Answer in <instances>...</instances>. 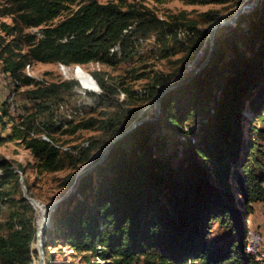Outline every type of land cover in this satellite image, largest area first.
Segmentation results:
<instances>
[{
  "label": "trees",
  "instance_id": "trees-1",
  "mask_svg": "<svg viewBox=\"0 0 264 264\" xmlns=\"http://www.w3.org/2000/svg\"><path fill=\"white\" fill-rule=\"evenodd\" d=\"M67 9L70 13L53 23ZM202 15L210 26L220 17L213 10ZM0 17L11 18L10 24L0 23L1 70L18 78L19 88L32 85L21 101L18 90L23 114L16 115L24 117L19 124H12L8 136L0 131V144L20 141L46 171L55 170L62 157L71 165L85 163L102 148L97 140L86 139L63 150L65 144L53 133L98 127L111 131V140L122 129L109 116H91L74 125L76 118L55 121L54 113L65 103V94L82 90V84L75 78L55 82L36 79L23 73L25 65L128 60L139 38L153 32L165 36L179 20L161 19L149 8L133 3L98 0H0ZM186 26L195 30L194 22H186ZM27 28L37 31L24 32ZM216 31L219 34H214L209 50L206 32L190 37L192 50L207 46L204 66L167 90L156 119L138 124L111 144L103 161L83 176L75 192L51 213L43 232L44 256L48 242L61 239L74 252L96 257L98 261L92 264L251 263L244 251L245 220L253 202L264 203V154L259 153L264 145V0L248 14H240L234 25ZM227 69L231 76L226 78ZM91 76L98 91L87 77L84 82L95 90H85L94 98L89 107L105 103L121 108L124 101L115 98L117 89ZM215 81L218 93L213 107H208L200 128L187 138L184 156L177 165L159 159L156 152L165 146L163 130L179 128L185 136L188 132L183 130V122L210 104ZM157 92L158 88L154 89L152 96ZM79 109L83 119L82 104ZM14 115L4 97L0 102L2 128L13 122ZM40 133L50 141L39 139ZM16 169L32 196L26 167L18 165ZM13 179L18 182V172L10 160L0 156V191ZM5 199L11 212L7 233L0 234V264H32L37 213L23 196ZM213 222H229L231 231L238 232V240L230 238L218 247L208 244Z\"/></svg>",
  "mask_w": 264,
  "mask_h": 264
},
{
  "label": "rangeland",
  "instance_id": "rangeland-1",
  "mask_svg": "<svg viewBox=\"0 0 264 264\" xmlns=\"http://www.w3.org/2000/svg\"><path fill=\"white\" fill-rule=\"evenodd\" d=\"M98 1L101 3L113 1L122 5L133 3L138 6H144L152 10L161 19L179 17V20L176 21V25L171 26L170 29H168L170 33H167L165 36H160V34L153 32L146 38H139L134 45L136 50L128 60H121L114 63L91 61L79 64L83 68V73L78 76L83 82L89 77L87 74L88 72L90 75H93L98 82L104 81L107 86H114L118 91L115 98H119V100H123L124 102L119 109L118 107L110 108L106 106L105 103H98L97 105L95 103L94 106L89 107L94 100L93 96L85 94L83 90H79V88L75 89L71 93L65 94V103L62 104L67 105L69 110H75L77 112L80 110L79 105L82 104V109L84 111L83 119L78 115L75 117L76 119L72 122V125L77 124L81 120H86L91 116L103 119L109 116L118 123L117 126L122 129L121 131L127 129L138 120H143V122L154 121L157 117V113L153 103L155 97L152 96L153 90L156 88L159 90L164 87H172L176 83L188 78L206 59L207 46L192 50L191 41L189 42L190 37L196 36V32L199 34L206 32L207 37L209 35L210 25L204 19L202 15L203 12L213 10L220 14L219 19L230 20L238 7L252 2V0H243L241 3L237 4L238 0H210L206 3H190L186 0ZM71 7L73 9L76 8L74 4ZM253 8L241 14H248ZM69 13L70 9L64 10L59 17L53 20V23H57ZM190 21L195 23V30H189L186 26V22ZM1 22L10 24L11 18L0 17V23ZM35 30L36 29L27 28L24 32H36ZM215 32L214 34H219V31ZM117 49L116 47V50ZM209 49L210 45L208 47V50ZM24 50H26V47H24ZM262 63L264 64V59H262ZM31 69L36 79H43L46 82L73 79L71 77H64L60 72L59 63L56 62H33L31 63ZM230 76L231 70L227 69L226 78ZM213 84L214 93L211 95L210 101H208L210 104H208V106L205 105L196 117L183 122V130H187L188 132L185 136H182L183 134L180 132L179 128L174 129L167 127L163 130V136L165 138L163 143L165 146L163 149L156 152V156L159 159L170 160L171 164L177 165V161L184 156V151L187 147V138L191 137V132L200 128V123L205 119V115L208 114V107H213V101L218 93V81H215ZM31 87L32 85H24L20 88L18 93L20 101L24 97V92ZM3 96L2 85L0 83V102L3 101ZM27 106H30V104ZM60 111L58 110V112L54 113L53 119L55 121L65 120L64 115L61 113L62 111ZM14 117L13 122L6 123L4 128H2L3 125H0L2 136L6 137L11 133L12 124L20 123L21 115L15 114ZM22 117H24V115ZM5 120L10 122L11 119L5 117ZM48 123L49 122L45 125H48ZM47 130L49 129L47 128ZM111 133V131L109 132L104 128L98 129V127H95L93 129H79L72 133L69 131L65 133L55 132L52 135L58 139V142L64 143L65 145L75 144L86 139L90 141L97 140L102 146V148L98 150V152H101L110 141L109 138ZM259 153L261 155L264 154V145H260ZM0 156L10 160L15 170L18 165H24L26 167L25 178L31 186L32 195L30 196L27 193L22 173H18V182H15L13 179L3 186L0 191L5 195L0 197V234L7 233V223L11 212L8 200L5 198H19L22 196V185H24L26 195L38 200V203L41 202L43 207H46L47 204L51 203L63 193L71 182L74 174L84 164L82 163L77 166L71 165L67 158L62 157L59 166L55 170H41L37 165V158H34L30 150L21 144L20 141L16 140H8L0 144ZM251 206V212L245 220L246 229L258 232L261 235L262 241L259 251L255 255H249L251 257L250 264H264V203L253 202ZM35 217L37 224L38 213ZM230 238L237 241L238 232L235 230H233V232L231 231L229 222L223 224L213 222L210 235L207 238V243L218 247L222 246V244ZM34 245L33 248L31 246L33 250L31 254L32 264H34V262L37 263L38 258H40L39 248H35ZM45 253V264L47 261H49L50 264H92L94 261H98L96 257H93L91 254L88 255L87 253V255H84L74 252L70 249L69 245L61 239L49 241ZM136 264L142 263L138 262Z\"/></svg>",
  "mask_w": 264,
  "mask_h": 264
},
{
  "label": "water",
  "instance_id": "water-1",
  "mask_svg": "<svg viewBox=\"0 0 264 264\" xmlns=\"http://www.w3.org/2000/svg\"><path fill=\"white\" fill-rule=\"evenodd\" d=\"M258 0H252L251 3L248 4H243L242 6L238 7L234 14L233 17L230 20H222L219 19L218 21H216L215 23H213L210 26V32L208 35L209 38V45H210V49L213 45V38H214V33L216 31V29L222 27V26H228V25H232L234 24V22L236 21V19L238 18V16L243 13V12H247L248 10L252 9L256 4H257ZM207 58L199 65V67L196 69H200L201 67L204 66V64L207 62ZM172 87H164L163 89H159L157 94L154 97L153 103L154 106L156 107V116L159 114L160 111V99L162 97V95L169 89H171ZM141 122H143V120H138L137 122L131 124V126H129L127 129L119 132L118 134H116L115 136H113L111 138V140L106 144V146L102 149L101 152H97L95 153L87 162H85L82 167L80 169H78V171L74 174L73 180L72 182L68 185V187L63 191V193L61 195H59L57 198H55L51 203L47 204L46 207H44V210H48L47 213V217H46V221L42 224V226L38 229L37 234L41 233L42 229H46L48 227V225L50 224L51 221V213L56 209V207L62 203L63 201H65L72 193L75 192L79 180L87 175L88 173H90L91 171L94 170V168L100 164L104 157L106 156V154L109 151V148L111 146V144H113L117 139H119L121 136H123L124 134L128 133L129 131H131L135 126H137L138 124H140ZM16 172L20 173L18 169L15 170ZM21 181V180H20ZM22 196L24 198H26L29 203L33 206L34 204L37 205L38 200L28 197L26 195V191H25V187L24 185H22ZM43 247H44V242H42L39 239V254H40V258H39V264H44V251H43Z\"/></svg>",
  "mask_w": 264,
  "mask_h": 264
},
{
  "label": "built area",
  "instance_id": "built-area-1",
  "mask_svg": "<svg viewBox=\"0 0 264 264\" xmlns=\"http://www.w3.org/2000/svg\"><path fill=\"white\" fill-rule=\"evenodd\" d=\"M36 29L37 28H32ZM60 66V72L63 74L64 77L66 78H75L80 83L82 84L83 87V92L85 93V90H91L95 91L92 88H89L88 85L81 80V78L78 76L79 74L83 73V68L79 64H73V65H68V64H62L59 63ZM23 73L27 76L34 77V73H32L31 69V64H26ZM87 74L90 77V80L96 85L97 91H98V86L96 82L93 80L92 76L87 72ZM0 83L2 85V91L3 95L6 100V104L8 107V110L11 114H23V110L20 108V104L17 98V92L20 89V80L16 77H11L9 74L5 73L4 71L0 70ZM62 112H61V111ZM59 111L64 115V119H72L77 117L78 115H81V111H71L67 107V105H60ZM39 139L45 140V141H50L49 138L44 134L40 133L37 136ZM70 147L69 145H64L61 147L63 150H68ZM262 238L261 235L256 232L255 230L248 229L246 232V240H245V246H244V251L248 255H255L260 248Z\"/></svg>",
  "mask_w": 264,
  "mask_h": 264
},
{
  "label": "bare ground",
  "instance_id": "bare-ground-1",
  "mask_svg": "<svg viewBox=\"0 0 264 264\" xmlns=\"http://www.w3.org/2000/svg\"><path fill=\"white\" fill-rule=\"evenodd\" d=\"M40 204H41V202L37 203V205L34 204V206H35L34 209L38 213V219H37V224H36V243L34 245L35 248L39 247V239L42 242H44L43 232H44L45 228L42 229L41 233L37 234V232H38V229L42 226V224L46 221V217H47V213H48V210L45 211L43 205L42 204L40 205ZM35 264H39V258H38V262Z\"/></svg>",
  "mask_w": 264,
  "mask_h": 264
}]
</instances>
